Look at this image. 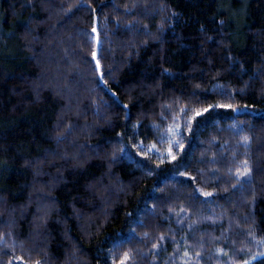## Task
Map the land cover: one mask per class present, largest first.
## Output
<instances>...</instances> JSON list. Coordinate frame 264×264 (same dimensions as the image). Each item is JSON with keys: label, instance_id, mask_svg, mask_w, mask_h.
Instances as JSON below:
<instances>
[{"label": "trees", "instance_id": "16d2710c", "mask_svg": "<svg viewBox=\"0 0 264 264\" xmlns=\"http://www.w3.org/2000/svg\"><path fill=\"white\" fill-rule=\"evenodd\" d=\"M0 264H264V0H0Z\"/></svg>", "mask_w": 264, "mask_h": 264}, {"label": "rangeland", "instance_id": "374dc122", "mask_svg": "<svg viewBox=\"0 0 264 264\" xmlns=\"http://www.w3.org/2000/svg\"><path fill=\"white\" fill-rule=\"evenodd\" d=\"M43 207V205L40 207V208H42ZM43 208H45L44 210H47L46 208H47V205H45V207H43Z\"/></svg>", "mask_w": 264, "mask_h": 264}, {"label": "snow or ice", "instance_id": "6c2138e0", "mask_svg": "<svg viewBox=\"0 0 264 264\" xmlns=\"http://www.w3.org/2000/svg\"><path fill=\"white\" fill-rule=\"evenodd\" d=\"M125 259H127V257H125Z\"/></svg>", "mask_w": 264, "mask_h": 264}]
</instances>
